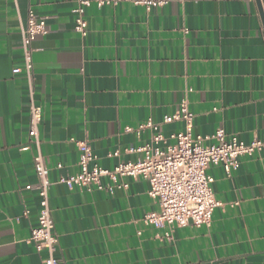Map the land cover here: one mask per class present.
Returning <instances> with one entry per match:
<instances>
[{
    "label": "crops",
    "instance_id": "obj_1",
    "mask_svg": "<svg viewBox=\"0 0 264 264\" xmlns=\"http://www.w3.org/2000/svg\"><path fill=\"white\" fill-rule=\"evenodd\" d=\"M74 7L75 0H0V264H42L46 256L28 242L39 211L37 191L25 190L37 186L35 148L24 76L12 73L22 67L20 27L29 12L45 19L32 60L40 150L53 183L79 171L70 139L85 141L103 169L135 162L140 155L127 151L153 133L134 129L148 119L161 125L183 99L194 135L222 129L245 144L264 139V28L255 0H173L149 12L91 5L86 37L73 30ZM160 130L168 137L183 124ZM207 172L222 206L210 227L175 228L169 239L142 221L158 207L141 178L124 179L128 188L112 195L54 184L58 264H264V153L242 157L229 174L220 166Z\"/></svg>",
    "mask_w": 264,
    "mask_h": 264
},
{
    "label": "built area",
    "instance_id": "obj_2",
    "mask_svg": "<svg viewBox=\"0 0 264 264\" xmlns=\"http://www.w3.org/2000/svg\"><path fill=\"white\" fill-rule=\"evenodd\" d=\"M171 1L173 0H75V7L72 10L73 30L81 37L87 36L85 11L91 5L101 9L104 6L116 7L121 3H129L149 12L164 7ZM45 33V19L29 12L25 23L20 27L22 67L12 70L13 74H23L27 89L29 121L27 136L35 148L32 163L37 186L35 188L26 186L25 190L35 189L39 198L37 225L31 230L28 242L37 252L46 253L42 264H58L56 256L58 240L49 205V191L54 184L79 192L97 191L112 195L115 191L128 188L129 185L123 182L124 179L141 178L148 183L147 194L158 207L157 211L146 213L142 217L145 225L166 229L167 239L175 228L210 227L214 210L222 204L214 197L211 188L213 178L208 175V169L220 166L227 174L236 171L242 157L264 153V139H254L245 144L235 136L226 135L222 129H218L211 136L194 135V115L189 111L187 101L183 99L176 111L172 115L164 116L161 122V125L181 122L182 131L165 137L161 133V125L151 119L134 129L137 135L145 130L153 133L148 143L127 151L140 155L135 162H119L111 170L103 169L85 141L70 139L79 152V171L72 175L61 176L53 183L49 178L50 170L40 150L39 127L42 109L34 99L32 44L37 36ZM207 142L209 143L206 144ZM112 156L117 157L118 153H113ZM56 168L61 169L62 165L58 164Z\"/></svg>",
    "mask_w": 264,
    "mask_h": 264
},
{
    "label": "water",
    "instance_id": "obj_3",
    "mask_svg": "<svg viewBox=\"0 0 264 264\" xmlns=\"http://www.w3.org/2000/svg\"><path fill=\"white\" fill-rule=\"evenodd\" d=\"M257 6H258V10H259V14H260V18H261V21H262V24H263V28H264V17H263V14H262V11H261V8H260V3H259V0H255Z\"/></svg>",
    "mask_w": 264,
    "mask_h": 264
}]
</instances>
